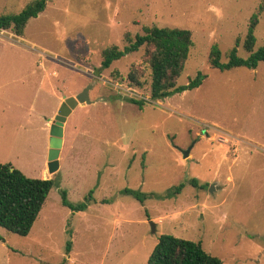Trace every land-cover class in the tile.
<instances>
[{"label":"rangeland","instance_id":"374dc122","mask_svg":"<svg viewBox=\"0 0 264 264\" xmlns=\"http://www.w3.org/2000/svg\"><path fill=\"white\" fill-rule=\"evenodd\" d=\"M34 1L0 0V17ZM263 3L52 0L22 36L0 31V163L55 181L27 236L0 227V264H147L165 234L201 242L224 264H264V63L228 71L209 63L215 44L223 62L238 40V55L249 56L243 43L254 14V49L264 46ZM144 27L192 31L178 85L202 72L201 86L151 101L145 48L98 70L105 49L123 50ZM132 71L142 87L131 84ZM89 84L96 103L80 105L67 119L60 169L51 174L50 126L63 97ZM182 150H190L187 158ZM190 179L199 186L186 183L165 200L141 204L121 194L163 196ZM62 191L72 204L92 192V203L73 215Z\"/></svg>","mask_w":264,"mask_h":264},{"label":"trees","instance_id":"16d2710c","mask_svg":"<svg viewBox=\"0 0 264 264\" xmlns=\"http://www.w3.org/2000/svg\"><path fill=\"white\" fill-rule=\"evenodd\" d=\"M52 0H35L26 6L20 13L0 17V31L11 30L17 36H22L29 20L37 18ZM264 12V3L259 7ZM259 23L258 14H254L249 22V28L244 40V49L249 53L247 58L238 55L237 47L233 48L227 62L222 61V53L217 44L211 47L209 63L212 69L228 71L233 68L244 67L255 70L260 63H264V46L255 50V29ZM193 46V33L180 28L144 27L142 35H136L135 40L123 50L117 46L105 49L102 53V63L98 70H106L126 55L146 49V64L150 71V100L162 101L175 94L194 90L201 86L207 78L202 72L189 80L185 85H178L185 64ZM131 84L142 87L134 71L129 74ZM132 104L142 108L145 100L129 99ZM186 183L198 187L196 179L182 182L165 195L143 194L141 192L124 189L121 194L132 196L141 204L149 199L165 200L181 193ZM55 185L53 179H33L25 176L21 171L10 164L0 163V227L8 232L27 236L47 200L49 192ZM203 187V186H202ZM62 204L74 213L85 212L91 205L92 192L84 202L72 204L67 200V193L61 192ZM70 225V224H69ZM67 234L71 236V231ZM72 242L66 245V253L71 250ZM147 264H224L221 259L207 252L201 242H194L165 234L159 239Z\"/></svg>","mask_w":264,"mask_h":264},{"label":"water","instance_id":"95a60500","mask_svg":"<svg viewBox=\"0 0 264 264\" xmlns=\"http://www.w3.org/2000/svg\"><path fill=\"white\" fill-rule=\"evenodd\" d=\"M93 87V84H89L75 97H63V102L61 103L57 111V115L54 117V121L50 126L48 170L51 174H55L60 169L59 158L64 144V127L67 119L80 105H92L96 103V101L91 100L90 98V91L93 89ZM181 152L183 157L187 158L190 150H182ZM149 223L152 233H155L157 225L152 221Z\"/></svg>","mask_w":264,"mask_h":264},{"label":"crops","instance_id":"0c3cea01","mask_svg":"<svg viewBox=\"0 0 264 264\" xmlns=\"http://www.w3.org/2000/svg\"><path fill=\"white\" fill-rule=\"evenodd\" d=\"M53 76H58V72L56 69H53V72H52ZM48 75L47 71L43 73V77L45 78L46 76ZM45 119V129H47V131L49 130V122H50V119H48V117H44ZM47 171V164H46V168H45V173Z\"/></svg>","mask_w":264,"mask_h":264}]
</instances>
